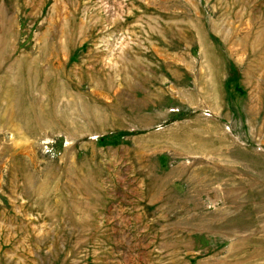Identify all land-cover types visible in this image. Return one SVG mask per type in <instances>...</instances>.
Wrapping results in <instances>:
<instances>
[{"label":"rangeland","instance_id":"rangeland-1","mask_svg":"<svg viewBox=\"0 0 264 264\" xmlns=\"http://www.w3.org/2000/svg\"><path fill=\"white\" fill-rule=\"evenodd\" d=\"M0 264H264V0H0Z\"/></svg>","mask_w":264,"mask_h":264}]
</instances>
